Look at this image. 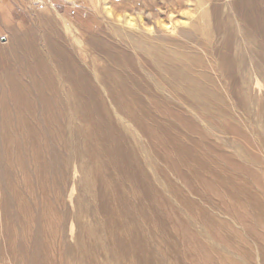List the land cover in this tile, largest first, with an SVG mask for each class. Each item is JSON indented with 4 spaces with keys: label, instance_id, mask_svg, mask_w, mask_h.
Instances as JSON below:
<instances>
[{
    "label": "bare ground",
    "instance_id": "6f19581e",
    "mask_svg": "<svg viewBox=\"0 0 264 264\" xmlns=\"http://www.w3.org/2000/svg\"><path fill=\"white\" fill-rule=\"evenodd\" d=\"M182 1L111 0L108 7L105 0L90 1L98 15L97 29L85 36L83 48L74 45L75 33H61V25L68 28L70 22L43 12L36 22L45 31L19 25L8 31L14 58L21 64L30 55L35 68L0 76L5 88L0 101V182L5 194L30 198L42 214L53 213L51 201L56 202L64 218L74 223L80 210L67 212L65 194L71 198L75 189L90 194L96 209L93 222L81 224V264H108L114 254L130 264H255L250 242L209 207L232 212L244 222L245 235L264 264L263 198L190 147L193 113L187 108L202 106L197 108L208 115L215 95L195 74V45L205 49L206 43L184 28L185 20L175 19ZM42 32L46 58L32 42ZM131 126L141 132L144 143L132 135ZM67 133L81 135L82 153L92 155L93 171L85 169L74 150L70 170ZM155 159L166 163L196 198H188L165 175L167 197H152L142 193L149 188L136 186L116 190L118 184L108 173L111 165L130 182L141 174L146 177L145 169L153 168ZM31 208L17 202V215L23 217ZM22 217L12 253L17 264H31L50 251L46 238L53 230L42 224L35 234L44 235V242L32 239ZM257 224L263 225L262 231Z\"/></svg>",
    "mask_w": 264,
    "mask_h": 264
},
{
    "label": "rangeland",
    "instance_id": "374dc122",
    "mask_svg": "<svg viewBox=\"0 0 264 264\" xmlns=\"http://www.w3.org/2000/svg\"><path fill=\"white\" fill-rule=\"evenodd\" d=\"M90 1L93 0H6V2L0 0V76L19 68H35L28 59L30 55L24 56L21 64L14 58L13 36L8 31L13 33V28L18 25L29 31L35 30L36 27L37 30L45 31L44 25L36 22L39 13L43 12L56 18L62 17L70 22L68 28L61 25V33H75L77 38L74 45L83 48L85 36L97 29L95 24L98 15ZM105 1L104 7L111 5V0ZM182 2L183 5L177 8L175 19L177 23L185 20L184 28L200 37L202 44L206 43L205 49L198 47L199 44L195 45L198 53L195 74L199 73L202 84L215 95L208 115L201 114L197 108L202 106L187 108L193 113L192 129L188 132L192 140L190 147L196 150L209 165L220 168L223 174L231 173L240 177L241 182L250 189L252 195L255 194L257 198L262 197L264 202V0H189V2L184 0ZM100 8L102 10V6ZM203 12H205L204 16ZM130 13L136 16L137 12L130 11ZM196 22L198 26L193 30L192 26ZM43 35L42 32L32 42L37 47V51L46 58ZM2 89L5 88H1L0 84V101ZM166 120L171 121L170 118ZM131 128L132 135L144 143L146 140L141 132L134 126ZM66 140L70 170L72 171L74 166L72 159V150H74L76 158L80 155L85 169L93 171L92 155L88 151L82 153L81 135L75 134L73 138L67 133ZM108 160H110L109 155ZM154 162L153 168L147 166L145 169L146 177L150 178V183L153 181L151 184L142 174L129 178L133 183L127 182L126 177L120 178L121 174L115 163L108 170L112 178L111 182L118 184L116 190L120 192L136 186L138 190L149 188L142 193L152 197L160 195L167 197L169 193L163 189L165 183L163 175H165L171 180L170 183L182 189L183 194L188 198H196L166 163L156 159ZM79 194L77 205L74 200ZM145 194L142 196H148ZM211 196L212 199H217L214 192ZM17 202L33 205V209L23 214V217L19 216L16 212ZM51 202L54 212L42 214L30 198L22 196V199H19L14 194H5L0 182V264H17L13 257L12 246L15 235L21 228L19 224L21 217L26 219L32 229V239L36 237L44 242V235L35 234L36 229L42 224L53 230V235L46 238L51 245L50 251L31 264H81L82 256L78 243L81 224L93 222L95 203L89 193L80 192L79 189H75L71 198L65 194L67 212L70 213L69 208L72 207L74 210L78 208L80 210L79 222L74 223L71 218H64L66 215L56 202ZM40 205L39 201L37 206ZM136 208L134 205V210ZM208 209L218 214L222 220L230 222L244 235L250 242L249 253H254V263L262 264L257 257L256 245L252 243V238L245 235L244 222L232 212L220 213L219 210L210 207ZM115 225L117 227L116 223ZM257 225L262 231L263 225ZM233 255L235 256L236 253ZM120 259L114 254L108 264H130L127 260Z\"/></svg>",
    "mask_w": 264,
    "mask_h": 264
},
{
    "label": "crops",
    "instance_id": "0c3cea01",
    "mask_svg": "<svg viewBox=\"0 0 264 264\" xmlns=\"http://www.w3.org/2000/svg\"><path fill=\"white\" fill-rule=\"evenodd\" d=\"M3 1H5L6 2V0H3ZM5 2H3V3H5ZM7 5V4H6Z\"/></svg>",
    "mask_w": 264,
    "mask_h": 264
}]
</instances>
